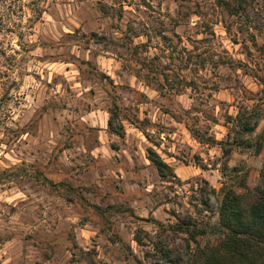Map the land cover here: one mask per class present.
<instances>
[{"label":"rangeland","instance_id":"obj_1","mask_svg":"<svg viewBox=\"0 0 264 264\" xmlns=\"http://www.w3.org/2000/svg\"><path fill=\"white\" fill-rule=\"evenodd\" d=\"M263 165L264 0H0V264H157L187 212L213 243L201 181L254 189Z\"/></svg>","mask_w":264,"mask_h":264},{"label":"trees","instance_id":"obj_2","mask_svg":"<svg viewBox=\"0 0 264 264\" xmlns=\"http://www.w3.org/2000/svg\"><path fill=\"white\" fill-rule=\"evenodd\" d=\"M225 5L228 6V4ZM112 119L113 117L109 120L110 126ZM229 120L228 135L233 132L237 139L246 134L251 135L260 117L248 109H243L239 110L234 117H229ZM193 137L199 138L197 135ZM200 142L219 145L225 157L232 153L237 144V141L229 139L225 142L200 139ZM147 159L161 178H166L168 173H173L172 168L152 148L147 149ZM45 182L50 181L45 180ZM201 182L205 189L201 204L209 207L211 197L218 202L212 233L215 237L214 242L204 246L197 242V238L209 235V224L202 223L194 214L187 212L176 218L174 225L163 227L160 224L163 228L162 233L167 230L173 235L179 234L184 237L181 238L183 242L181 247L162 241H158V245L153 244V254L160 259L157 264H264V165L260 171V184L254 189L243 187V190L238 192L236 189L222 188L220 190L222 195L219 197L220 193L217 194L206 181ZM164 237H166L165 234ZM134 239L141 244L142 239L138 233ZM151 255L149 252L146 253V257Z\"/></svg>","mask_w":264,"mask_h":264}]
</instances>
